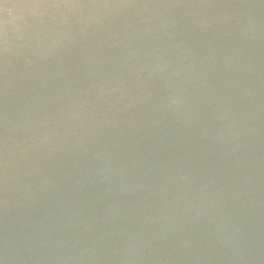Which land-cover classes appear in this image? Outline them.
<instances>
[{
	"label": "water",
	"instance_id": "water-1",
	"mask_svg": "<svg viewBox=\"0 0 264 264\" xmlns=\"http://www.w3.org/2000/svg\"><path fill=\"white\" fill-rule=\"evenodd\" d=\"M0 264H264V0H0Z\"/></svg>",
	"mask_w": 264,
	"mask_h": 264
}]
</instances>
